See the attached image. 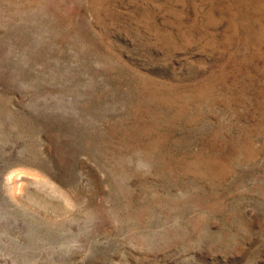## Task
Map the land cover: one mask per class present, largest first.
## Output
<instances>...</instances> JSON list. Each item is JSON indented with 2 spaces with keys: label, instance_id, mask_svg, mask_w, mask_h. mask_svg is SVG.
Wrapping results in <instances>:
<instances>
[{
  "label": "rangeland",
  "instance_id": "374dc122",
  "mask_svg": "<svg viewBox=\"0 0 264 264\" xmlns=\"http://www.w3.org/2000/svg\"><path fill=\"white\" fill-rule=\"evenodd\" d=\"M0 264H264V0H0Z\"/></svg>",
  "mask_w": 264,
  "mask_h": 264
}]
</instances>
